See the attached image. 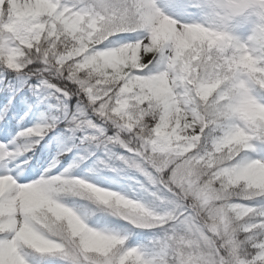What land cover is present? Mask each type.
<instances>
[{
    "label": "snow or ice",
    "instance_id": "1",
    "mask_svg": "<svg viewBox=\"0 0 264 264\" xmlns=\"http://www.w3.org/2000/svg\"><path fill=\"white\" fill-rule=\"evenodd\" d=\"M0 264H264V0H0Z\"/></svg>",
    "mask_w": 264,
    "mask_h": 264
}]
</instances>
